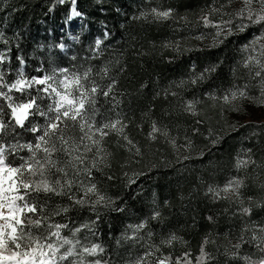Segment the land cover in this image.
Returning <instances> with one entry per match:
<instances>
[{
	"label": "trees",
	"instance_id": "1",
	"mask_svg": "<svg viewBox=\"0 0 264 264\" xmlns=\"http://www.w3.org/2000/svg\"><path fill=\"white\" fill-rule=\"evenodd\" d=\"M231 1L77 0L72 42L70 1L0 0V149L29 208L0 264H264V123L227 130L219 111L227 93L264 92V58L248 53L264 14L197 44ZM61 71L80 82L81 115L49 120L40 85L23 100L36 113L17 120L6 86ZM115 121L97 156L89 133ZM234 178L239 200L218 197Z\"/></svg>",
	"mask_w": 264,
	"mask_h": 264
},
{
	"label": "rangeland",
	"instance_id": "2",
	"mask_svg": "<svg viewBox=\"0 0 264 264\" xmlns=\"http://www.w3.org/2000/svg\"><path fill=\"white\" fill-rule=\"evenodd\" d=\"M70 1L71 9L69 17L65 22V34L68 36V40L75 42L78 39V33L82 32L85 28L86 18L77 9V0H62ZM229 8V20H223L220 23L221 28L217 27V34L207 39L200 38L197 41L199 46H206L216 43L220 38L226 36L230 27L229 21L237 16L244 17L248 14H264V0H233L227 5ZM246 26V25H241ZM220 29V30H219ZM61 31V30H60ZM250 56H259L264 58V29H262L256 36H254L249 45ZM62 52L67 50L66 45L60 46ZM246 60H248L245 57ZM246 62V61H245ZM79 80L73 75L68 74L65 71H61L59 77H52L50 79H33L25 80L21 75L11 85L6 86L7 98L12 105V110L15 118L21 121L32 117L35 112V105L33 102H23L24 98H27V92L30 88L40 91V85H44V90L42 92L46 94L43 98L50 108L51 117L49 120H54L60 116L75 118L81 115L83 111V98L79 93ZM264 88V85L262 86ZM18 93L22 96H15ZM1 96V94H0ZM220 119L224 123V127L228 129L232 127H237L247 123L262 124L264 123V92L260 87L255 93L250 91L240 90L238 92L227 93L221 103H219ZM214 109L217 108L216 105L212 106ZM37 111V110H36ZM38 115V114H37ZM22 120V121H23ZM0 124L2 129L4 128V122L0 117ZM118 121H115L110 126L105 129H97L94 132L89 133L90 145L95 147L96 155L102 157L104 153V146L100 143V137L109 135L110 133L116 134L122 131ZM99 136V137H98ZM203 150V146L199 148L198 152ZM175 153L180 157L188 156L184 152H180L177 147H175ZM100 157V158H101ZM240 167H247L249 164L246 161H240ZM17 169L11 168L7 165L5 161V149H0V243H12L18 231V226L21 222L22 215L29 210L27 206H20L14 202L15 198L19 195V185L17 182ZM241 184L240 178H234L217 190L216 194L218 197L235 198L239 200V196L235 195L236 187ZM253 232H258L259 228L255 224L252 229ZM264 230V228L262 229ZM263 232V231H262ZM263 250H264V239H262ZM264 256V252L262 253ZM54 257V254L52 255ZM16 264V263H14ZM24 264H55L54 260L51 258H44L39 261V263L26 262ZM76 264H82L76 263Z\"/></svg>",
	"mask_w": 264,
	"mask_h": 264
},
{
	"label": "water",
	"instance_id": "3",
	"mask_svg": "<svg viewBox=\"0 0 264 264\" xmlns=\"http://www.w3.org/2000/svg\"><path fill=\"white\" fill-rule=\"evenodd\" d=\"M2 125L0 124V132H1Z\"/></svg>",
	"mask_w": 264,
	"mask_h": 264
},
{
	"label": "clouds",
	"instance_id": "4",
	"mask_svg": "<svg viewBox=\"0 0 264 264\" xmlns=\"http://www.w3.org/2000/svg\"><path fill=\"white\" fill-rule=\"evenodd\" d=\"M22 120H23V117L21 118V122H22Z\"/></svg>",
	"mask_w": 264,
	"mask_h": 264
}]
</instances>
